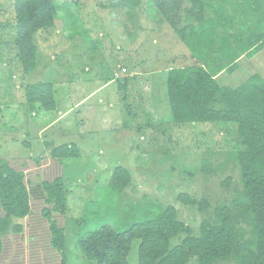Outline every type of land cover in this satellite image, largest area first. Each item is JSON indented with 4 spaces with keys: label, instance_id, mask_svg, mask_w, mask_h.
I'll return each instance as SVG.
<instances>
[{
    "label": "rangeland",
    "instance_id": "obj_1",
    "mask_svg": "<svg viewBox=\"0 0 264 264\" xmlns=\"http://www.w3.org/2000/svg\"><path fill=\"white\" fill-rule=\"evenodd\" d=\"M51 1L62 7L53 27L32 37L36 66L25 73L17 58L16 0H0V158L24 166L29 217L44 208L32 191L53 161L50 145L72 143L78 157L59 162L66 210L55 218L65 229L66 264H89L76 242L96 220L122 230L171 205L196 236L214 207L230 205L242 188L224 143L234 137L216 125H178L170 114L165 75L169 67H190L189 51L147 0L134 7L122 6L123 0ZM256 59L222 73L219 82L234 88L259 73L263 63ZM43 82L52 86L51 111L26 100V86ZM52 117L59 121L52 124ZM117 166L128 171L130 182L112 192L108 182ZM180 194L207 200L209 208L184 205L176 199ZM21 224L17 240L28 261L35 237ZM138 244L132 242L128 264H137Z\"/></svg>",
    "mask_w": 264,
    "mask_h": 264
},
{
    "label": "trees",
    "instance_id": "obj_2",
    "mask_svg": "<svg viewBox=\"0 0 264 264\" xmlns=\"http://www.w3.org/2000/svg\"><path fill=\"white\" fill-rule=\"evenodd\" d=\"M148 1L189 51L192 61L190 67H169L165 75L172 119L178 125H216L225 137H234L224 143L229 145L227 161L239 170L242 190L230 205L215 206L213 217L200 223L196 236L177 219L175 207L168 205L122 230L96 220L90 229L80 230L77 248L89 264H128L133 241L139 243L137 264H188L191 259L196 264H264V79L253 74L236 88L219 82L222 73L237 68L235 63L242 55L253 57L264 49V0ZM121 4L134 7L139 0H123ZM61 7L51 0H16L17 58L25 73L36 66L32 37L53 27ZM25 96L28 104L45 111L55 107L50 83L26 86ZM50 148L54 162L41 171L32 194L42 196L40 215L48 224L50 245L59 253L61 264H66L65 229L55 219L63 217L68 193L59 162L76 158L78 153L72 143ZM24 170V166L0 158V255L4 236L18 235L20 221L32 210ZM129 182L128 171L117 166L108 188L121 191ZM230 182L226 179L225 185ZM176 199L197 206L199 211L209 208L207 200H192L186 194ZM175 239L180 241L173 244Z\"/></svg>",
    "mask_w": 264,
    "mask_h": 264
},
{
    "label": "crops",
    "instance_id": "obj_3",
    "mask_svg": "<svg viewBox=\"0 0 264 264\" xmlns=\"http://www.w3.org/2000/svg\"><path fill=\"white\" fill-rule=\"evenodd\" d=\"M235 31H237V29ZM241 33H243V36L245 37V33L243 31ZM260 57L262 58L260 59ZM253 59H256L259 62L263 63V65L259 66V69L261 71L259 73H254V74H257L264 79V49L259 51L256 54V56L254 55L253 57H245V55H242L235 63L237 64V68L235 70H237L240 65H245L246 63L252 61ZM242 83H240L239 85H241ZM239 85H237L236 87H238ZM66 115H68L69 118L71 116V114H66ZM33 117H35V114H33ZM52 121H54L52 124H55L56 122L59 121V119L55 120L54 117H52ZM55 161L57 162V160ZM34 196L42 201L41 195L36 194ZM31 214H32V210L30 214L21 221L26 222V226L29 229V236L35 237V240H33V242L30 243L31 245L30 253L32 256L29 255V259L27 261L26 251L23 248L22 244L21 243L19 244L18 242L19 240H17L18 236L21 235L22 234L21 232L23 231V225L21 224L20 221V224L22 226V231L18 235L9 233L3 238L2 241L3 250L0 255V264H61V257L59 253L54 248L51 247L49 242L48 224L47 226L46 225L44 226L41 215L40 216L33 215L32 217H29ZM10 237H12V239ZM37 251L40 252L42 251V252L41 254H37L36 253Z\"/></svg>",
    "mask_w": 264,
    "mask_h": 264
}]
</instances>
